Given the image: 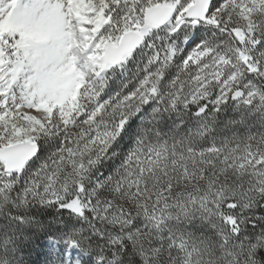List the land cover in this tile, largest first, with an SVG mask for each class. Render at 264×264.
Wrapping results in <instances>:
<instances>
[{
	"label": "snow or ice",
	"instance_id": "snow-or-ice-1",
	"mask_svg": "<svg viewBox=\"0 0 264 264\" xmlns=\"http://www.w3.org/2000/svg\"><path fill=\"white\" fill-rule=\"evenodd\" d=\"M0 264H264V0H0Z\"/></svg>",
	"mask_w": 264,
	"mask_h": 264
}]
</instances>
